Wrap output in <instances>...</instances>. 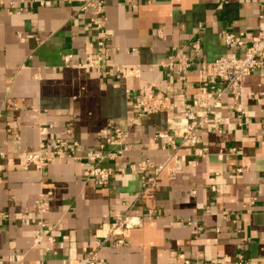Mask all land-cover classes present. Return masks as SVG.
Here are the masks:
<instances>
[{
  "label": "crops",
  "instance_id": "obj_1",
  "mask_svg": "<svg viewBox=\"0 0 264 264\" xmlns=\"http://www.w3.org/2000/svg\"><path fill=\"white\" fill-rule=\"evenodd\" d=\"M83 2L0 0V264H73L119 214L133 224L121 235L125 244L115 245L116 235L99 248L109 264H187L181 253L189 264H236L239 253L264 264V73L243 76L239 98L224 95L217 117L198 127L201 141L187 145L173 128L185 121V101L199 108V64L186 79L162 65L172 46L196 37L208 61L230 52L224 30L248 41L264 0H105L102 46L95 8ZM103 51L106 65L91 71L64 61ZM124 63L140 64V76L117 77ZM149 85L173 106L137 123L135 97ZM38 121L50 126L49 142L72 123L66 137L80 141L77 153L105 142L104 152L118 155L54 157L49 146L41 148L47 165H27L25 153L40 149ZM118 126L127 130L122 144L103 133ZM93 163L113 169L105 184L88 175ZM50 189L41 227L32 218Z\"/></svg>",
  "mask_w": 264,
  "mask_h": 264
},
{
  "label": "built area",
  "instance_id": "obj_2",
  "mask_svg": "<svg viewBox=\"0 0 264 264\" xmlns=\"http://www.w3.org/2000/svg\"><path fill=\"white\" fill-rule=\"evenodd\" d=\"M220 3L228 2L229 0H217ZM105 0H84L82 8H87L92 5L95 8L92 16L93 23L100 29L98 45H104V38L106 37V31L104 30V23L107 20V16L104 13ZM41 4H44L41 2ZM224 41H226L230 52L214 59L213 61L205 60L203 56V42L200 37L194 38L190 46L176 44L172 46L171 52L167 59L163 60L162 65L164 68L171 70L181 75L186 79L190 69L197 63L200 70V94L196 96L199 108L192 103L185 101L183 103V119L185 120L181 124L179 123L174 127L175 133L183 137V144L197 145L201 141V136L198 134L197 129L200 125L207 122L210 119V115L217 117L219 113L218 108L222 105L223 96L226 94L234 95L239 98L242 77L251 74L255 70H261L264 73V14L261 15V25L257 33L250 36V42L240 39L233 31L224 30ZM246 45V50L243 55L236 52L238 46ZM191 47L188 49L187 47ZM107 57V51L98 53L96 56L86 55L78 61L74 60L72 53L65 54L64 61L66 64H73L88 71L98 69L105 66V58ZM106 73H110L106 70ZM141 65L124 63L117 66V77L126 76H140ZM130 91V89H129ZM137 111L132 117V120L140 123L141 116L147 113L159 112V110H169L173 106V98L161 90L156 91L152 85L147 86L140 94L136 95ZM238 109L242 111L241 104L238 105ZM38 126L41 134L40 149L27 151L24 155L27 165L35 164L41 168L47 165L50 155L44 154L41 148L51 147L54 157H62L70 155L75 158L88 157L93 161L105 159V157L115 158L118 153L114 150H108L104 152L106 146L105 142L100 145L97 150H92L86 153L79 154L75 150V147L80 145L78 139H70L67 134L73 132V124L69 123L63 130L59 132L58 137L52 143L48 141V131L50 126L41 124L38 121ZM103 133L108 134V141H112L111 133L120 139L122 144L123 138L127 133L123 127H105ZM18 136V133L15 134ZM158 136L168 137L172 143H175V137L166 132H160ZM69 151L66 153V149ZM127 148V145H125ZM150 162L149 159L143 160L138 169L143 171L145 166ZM136 168V167H135ZM244 168L238 167V171H242ZM89 176H95L98 178L100 184H105L113 175V169L111 167H99L95 163L91 164L87 170ZM214 189V186H213ZM51 194V189L48 191H42L39 195L38 201V215L32 219L40 224L41 227H45L48 223L46 221V214L49 211V205L47 198ZM133 224L129 214H119L116 219L107 226V234L98 238L94 245L86 247V253L74 260L73 264H109L100 257V247H102L108 239L118 235L115 239V245L125 244L126 240L123 236L126 229ZM54 237H49V242L53 241ZM46 249H49L47 247ZM183 258L185 263H192L190 258L185 257L183 253L179 255ZM43 264V263H39ZM197 264H233L228 259L221 260L216 263L202 260ZM236 264H253L251 259H248L243 253H239L237 256Z\"/></svg>",
  "mask_w": 264,
  "mask_h": 264
}]
</instances>
